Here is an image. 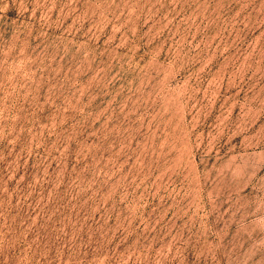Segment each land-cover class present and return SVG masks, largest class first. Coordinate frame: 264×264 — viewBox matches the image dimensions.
Returning a JSON list of instances; mask_svg holds the SVG:
<instances>
[{"label": "rangeland", "instance_id": "1", "mask_svg": "<svg viewBox=\"0 0 264 264\" xmlns=\"http://www.w3.org/2000/svg\"><path fill=\"white\" fill-rule=\"evenodd\" d=\"M0 264H264V0H0Z\"/></svg>", "mask_w": 264, "mask_h": 264}]
</instances>
